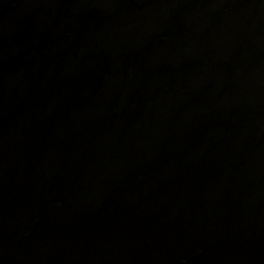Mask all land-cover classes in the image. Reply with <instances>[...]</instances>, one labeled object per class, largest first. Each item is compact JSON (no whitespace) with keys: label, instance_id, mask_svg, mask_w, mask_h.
Masks as SVG:
<instances>
[{"label":"water","instance_id":"95a60500","mask_svg":"<svg viewBox=\"0 0 264 264\" xmlns=\"http://www.w3.org/2000/svg\"><path fill=\"white\" fill-rule=\"evenodd\" d=\"M0 264H264V0H0Z\"/></svg>","mask_w":264,"mask_h":264}]
</instances>
